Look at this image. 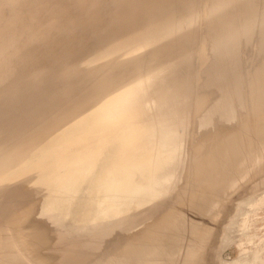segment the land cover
Segmentation results:
<instances>
[{
    "label": "bare ground",
    "instance_id": "obj_1",
    "mask_svg": "<svg viewBox=\"0 0 264 264\" xmlns=\"http://www.w3.org/2000/svg\"><path fill=\"white\" fill-rule=\"evenodd\" d=\"M45 1L46 0H5L6 4L5 6L3 5V8V3L0 4L2 8H0V91H5L0 93V195L6 188L9 190L8 187L15 182H26L29 183V185L33 184L39 189L48 191V197L44 204H42L39 213H42V211L51 212L57 209L53 208L52 204H54V202L52 200H58L59 198L65 199L56 196V194L72 195L76 193L81 183L88 178L94 190L95 187H100L102 191H104V198L107 204L109 203V205H107L108 209L106 208L107 211L104 209L106 212V214L104 213L105 217L99 214L101 216L95 217L86 232L83 233L84 235H81L83 236V241L86 240L84 237L87 238L88 236V242L90 244L94 242L97 243H94L93 246L98 245L99 250L105 238L113 231H132L138 229L145 220H149L164 199L169 185L174 182L172 180L174 177L172 174L174 173L173 164L177 165L178 154L173 153L168 158V163L157 166V169H154V172H152L148 167L147 159L144 157V152L147 151L150 145L147 143H139V140L147 137L149 133L148 129L154 128L158 131L157 120L155 118L158 117L161 121L159 106H161L162 99L170 98L175 100L183 97L184 91L181 85L183 77L182 74H178L176 71L179 69H181V71L187 69L190 65L191 58L184 59L182 62L178 60H173L170 63L161 61L164 66L153 65L151 69L148 67L142 72L135 71L130 74L128 80L125 83L123 82L122 85H113L104 89L100 94L90 93V95L87 96L82 85H84L86 81L91 82L93 85L95 76L93 81H91V79L95 73L91 72L92 65L90 68L91 74L81 76L78 74L80 65L78 63L67 64L65 58L66 55L68 56V53H70L69 47L77 44H79L77 53H82L83 61L92 62L96 57L94 46L96 31L92 25V19L94 17L91 15L92 10H90L91 6L89 4L91 0H57V2H59L57 4L55 2L56 0H53L55 2V7L58 8H54L57 13H55V10L52 12L53 14L55 13V17H53V14L51 16L52 18L47 17V19L51 18L50 20L46 19V15L49 16L47 13L52 11L51 8H49L50 6H48L50 10L47 9L48 12L46 14L43 13L47 6H45ZM47 1L50 2L51 0ZM95 1L96 0H94V2ZM110 1L111 0H98L95 2V5L97 7H105ZM156 1L158 0H150V2L153 3ZM1 2L2 1H0V3ZM131 4L136 5L138 3L132 2ZM80 5L83 6V12L79 16H75L76 14L73 13L72 10ZM139 7L140 6H136L134 8L137 9ZM239 8L244 11L249 9L246 3L242 4ZM43 15L45 17H43ZM45 19L47 21H45ZM213 20L217 21V18ZM72 26H74L73 29ZM227 27L231 28L232 38L233 36L238 37L239 33L237 31L240 30L239 26ZM76 29L80 30L77 31ZM108 37L110 38V33L107 34V41ZM40 41L42 42L41 45H50L52 47L50 49L52 50L53 60L60 62L56 64V67L55 65H50V68H54V71H50V68H47L49 64H46L47 62L44 64V62H42V56L40 57L37 53L36 56L41 58V63L34 67L35 69L37 68L35 72H39L35 74L38 76L34 77L33 68L27 60L28 56L23 55L21 52L25 46H31L29 43L36 42L38 45ZM231 41L233 42L234 40L232 39ZM259 46L257 54H264V43ZM40 47L43 46H38L37 49H41ZM48 49L49 48H47V52L49 51ZM31 51L34 52L35 50ZM26 52L24 54H26ZM29 52L30 51H28V53ZM31 59L33 58L31 57ZM45 60L48 61L47 59ZM50 62H52V60ZM33 64H35L34 61ZM263 68L264 60H262L256 68V71L260 73H252L255 74V85L252 87L254 95L248 100L246 99L253 114H257L253 121L250 122V118L247 115V117L241 121V124L239 123L240 125L237 128L228 129V127L225 129L217 125L218 123L228 124L235 120L238 110L244 108L245 100L243 105H236L237 107L232 106L231 113L229 115H224V117L227 118L223 121L221 120L223 116H220L218 119H209L203 125V127L212 128L209 129V131L206 130L209 133L201 139L203 142L200 144L198 151L195 152L196 157L194 161H191L193 163L189 171L190 176L193 178L192 180L195 182L196 188H198V192L194 196L196 202H198L194 203L198 210L206 211L212 208L216 202V198L211 199L212 193H219L225 187L231 184L233 185L237 173L244 175L243 173H246L245 171L249 168L248 166L251 165L250 167L252 168L264 157ZM240 69H242V67H240ZM31 74L34 78L31 77ZM68 76L73 77L65 82H71L69 88L64 91L62 89L60 90L56 85L63 83L62 79ZM89 76L90 78H88ZM29 85H31V89L35 91L36 96L39 98L40 103L37 105L33 103L29 104V101L26 99V87ZM9 87L10 89H8ZM6 90L8 91L7 93ZM12 92L16 93V99L9 100L8 96ZM143 99H146L147 104L139 106L140 101ZM186 102L187 101H185L182 106H184ZM188 104L189 103L186 105ZM147 106H150V109H144L141 113V110ZM182 106H177V108ZM228 111H230V109ZM13 112L15 113L13 114ZM144 118H148V120L143 122L142 127L140 126V121L144 120ZM149 118L154 119L151 120ZM14 119L16 120L13 121ZM204 119L205 117H200L198 123L202 122ZM255 122L259 123L257 131L258 136H261L262 139L261 148L256 152L253 151L254 148H252V145L246 146L243 144L246 143L247 140H250L248 134L252 130V126ZM179 125V123L170 125V129H176ZM228 126L232 125L229 124ZM165 129L166 128H164V130ZM176 131L177 130H174V134ZM166 132L167 133H162L160 135L159 140L164 143L165 146H172L176 142V137L170 131L167 130ZM56 136H59V142L48 145V142ZM110 146H112V148L107 152L104 158L105 161L98 164L101 156L104 157L105 150ZM35 149L40 150V152ZM33 151H38L40 153L38 158L34 161V158H29ZM188 151L189 150L185 152L188 153ZM248 155L252 156L247 157ZM192 157L190 156V160ZM178 159L180 160V158ZM152 165L155 166L154 163ZM186 171L187 169L185 172ZM169 178H171V180H167ZM89 180H87V182ZM121 193L125 194L124 197H126L127 201L128 198L130 199L129 203L131 200L135 201V204L131 201L133 205L141 202L147 203L148 200L151 201L148 210L143 212L140 209H135L138 211L140 210V213L137 214H127L123 211L122 213L119 207L118 212L120 213L116 210L112 211L113 209L110 210L112 203L114 205L115 199L120 197ZM121 199L123 200V198ZM126 199L124 198V200ZM118 201L116 200V202ZM208 201L210 202L208 203ZM57 202L60 203V201ZM121 202L122 201H120V204ZM118 203H116V206ZM125 204L126 203H124L123 206H125ZM137 206H139V204L134 206V208H137ZM57 207L59 208V206ZM128 208H126L125 211ZM131 208L133 207L131 206ZM128 210L132 209L129 208ZM13 211L14 213L22 212L20 214L23 216L24 213H30L31 207L22 206L15 208ZM102 211L100 210L101 213ZM55 214L56 213H54V215ZM50 215L54 216L50 213L49 217L48 215L47 217L51 218ZM7 216L6 218H8ZM167 217L158 223H154L153 221L152 224L147 225L141 232L139 231L140 233L137 237L135 236V239L133 238L121 247L118 246L116 248V243L113 240L111 245L115 246L116 249L114 255H111L112 253L110 254L109 248H105V250L97 255L95 260L90 264H166L162 256L169 254H167L168 249L165 248L164 244L174 248L180 242V239L177 238L180 227L177 224L176 218L171 219ZM210 217L208 216V221ZM53 218H55V221L56 217L54 216L52 219ZM212 219L213 218H211V220ZM8 220L9 219L6 221ZM198 222H201L200 219ZM211 222H213V220ZM145 225L146 224H144V226ZM5 227H7V225ZM5 227L3 226V228ZM7 230L8 229L5 228L4 232H0V264H40L33 260V257H35L34 255H38L37 253H32L35 252L36 248L33 249L32 246V248H28L30 249L28 250L24 248L25 244L20 246L23 242L19 239V236ZM59 230L61 231L62 229L59 228ZM193 232L195 233V231ZM59 233L60 232L57 234ZM62 234H60V236ZM65 235H62L63 237L61 236L63 241ZM195 235L197 234L195 233ZM40 236L37 237L39 241L41 237H43ZM117 236H119V234ZM127 236L128 235H126V238ZM72 238L71 241L73 240ZM196 238L197 237H195V239ZM59 239L60 240H57L56 238L57 244L62 243L61 238ZM78 239L79 240H76L80 241V238ZM187 240L186 238V241ZM66 241H64V247L68 245H66ZM88 242L86 240L84 244H81L83 245L81 247L87 249L88 247H86L85 244L89 245ZM74 244L73 250L75 251L76 249H74V247L77 243ZM180 244H183V241ZM69 245L72 246L70 242ZM76 247L78 246L76 245ZM67 248L66 251L68 250ZM95 248L97 247L95 246ZM80 249L82 250V248ZM91 249L95 251L94 247L91 248L90 246L89 253H91ZM176 249H178V247ZM182 249L183 248H181L180 251H182ZM31 250L32 252L30 255H33L32 257L25 253V251H29L30 253ZM63 251L65 252V248ZM83 251L84 249L82 253L81 251L80 253L79 251L77 252L79 253V260H81L80 254H83ZM86 252L88 253V249ZM195 253L194 248L190 247L185 257V264L197 263L199 255L195 258ZM61 254L62 253H60V257H66V255H68L62 254L61 256ZM75 254L74 252V258L77 255ZM71 256H73V252ZM64 259H66V261L63 262L67 263L68 259ZM43 260L46 259L42 257L41 263ZM60 261L62 260H59V262ZM68 261H71V258ZM159 261H163V263ZM43 263L48 264L46 261ZM72 263H74V261ZM244 263L245 261H243V264Z\"/></svg>",
    "mask_w": 264,
    "mask_h": 264
},
{
    "label": "rangeland",
    "instance_id": "obj_2",
    "mask_svg": "<svg viewBox=\"0 0 264 264\" xmlns=\"http://www.w3.org/2000/svg\"><path fill=\"white\" fill-rule=\"evenodd\" d=\"M0 1H2L0 4L3 3V8L6 2L5 0ZM51 1L50 2L53 3L55 0ZM97 1L98 0L95 2ZM50 2L47 0L45 1V6H47L43 13L46 14L48 12V6H50L49 8L52 10L47 13L49 16L46 15V19L47 17H51L53 14L52 12L58 8L55 7V2L56 4L59 3L57 0L53 3L54 5ZM95 2L91 0L89 4L91 6L90 10H92L91 15L94 17L92 19V25L96 31L94 37L96 57L92 62L83 61L82 53H77L79 49V44H77L69 47L70 53H68V56L66 55L65 58L67 64L78 63L80 65L78 74L81 76L90 75V68L92 65L91 72L95 74L91 81L94 80V76L95 81L93 85L91 82L87 81L82 85L87 96H89L90 93L100 94L104 89L113 85H122L123 82L125 83L128 80L130 74L135 71L142 72L148 67L151 69L153 65L164 66L161 61L170 63L173 60H178L182 62L184 59L191 58L190 68L188 67L183 71H181V69L176 71L178 74H182L183 77L181 81L184 91L183 97L175 100L170 98L162 99L161 106H159L161 121L158 117L155 118L157 120L158 131L154 128H147L149 131L147 137L139 140V143H147L150 145L147 151L144 152V157L147 159L148 167L152 172H154V169H157V166L168 163V158L173 153L178 154L179 157L177 156V161L179 163L177 162V165L173 164L174 173L172 174L174 177L172 180L174 182L172 181L173 183L169 185L168 191L166 192L167 196L165 195L158 209L151 215L149 220H145L138 229L132 231H113L105 238L99 250L98 245H95L97 248L93 246L95 242L91 244L88 242V236L87 238L84 237L89 244H85V246L88 247V253L85 247H81L83 246L81 244L86 242V240L83 241V236L81 235H84L83 233L86 232L95 217L101 215L105 217L104 213L106 214L105 210L107 211V205H109L104 198V191H102L100 187H95L94 190L88 178L81 183L82 187L80 185L76 193L72 195L56 194V196L65 199H55L56 202L52 200L54 202V204H52L53 208H57L58 210H55L57 212L42 211L43 214L45 213L44 215L39 212L41 211L42 204H44L48 197V191L39 189L33 184L29 185V183L26 182L13 183L8 187L9 190L6 188L0 195V221H4L0 222V232H4V229L7 228V231L19 236V239L22 240L23 243L20 246L25 244L24 248L28 249L32 248V246L33 249L36 248L35 252L31 250L30 253L29 251H25V253L27 255H30L31 252L33 254L37 253L39 256L35 254L33 260L40 264H44V261L48 264H90L95 260L97 255L105 250V248H109L110 254L112 253L111 255H114L116 252L115 246L117 248L118 246L121 247L125 245L133 238L135 239L147 225L152 224L153 221L154 223H158L168 216L167 218H176L177 224L180 227L177 237L180 239V242L175 246L176 248L178 247L179 251L175 247L171 248V246L164 244L165 248L169 250H167V254L169 255L162 256L166 264H185V257L190 247H193L196 252L195 258L199 255L197 258L198 264H243V261H245L244 264H264V157L252 168L250 167L251 165L248 166L249 168L245 171L246 173H243L244 175L237 173L233 185L231 184L225 187L219 193H212L211 196L213 198L211 197V199L216 198V202L212 208L206 211L198 210L194 204L198 203L194 197L198 192V188H196L195 182L189 174L193 163L191 161H194L196 157L195 152L198 151L200 144L203 142L201 139L209 133V129L212 128L203 127L204 123L209 119H218L220 116H223L221 119L223 121L227 118L224 117V115H229L231 113L232 106L243 105L246 99L248 100L254 95L252 87L255 85V74L252 73H260L256 71V68L261 61L264 60V54H257V50L260 47L259 45L264 43V0H158L154 3L150 2V0H111L105 7H97ZM132 2L138 4L132 5ZM244 3L249 7L246 11L239 8ZM136 6L140 7L135 9L134 7ZM72 12L76 14L75 16H79L83 12V6L80 5L75 7ZM55 13H57V11ZM55 13L53 17L56 16ZM43 17L45 16L43 15ZM214 18H217V21H214ZM46 19L45 21H47ZM236 25L240 27V30L237 31L239 35L238 37L233 36L232 38L231 28L227 26ZM73 27L74 26H72V29ZM108 33H110V38L108 37L107 41L106 37ZM232 39L234 40L233 42L231 41ZM29 44H31V46L27 44L28 46H25L24 49L26 51L29 49L28 51L30 52L28 53V51L26 52L23 49L21 53L28 56L27 60L30 63H27L31 64L34 77L38 76L35 74L39 72H35L37 68L35 69L34 67L41 63V56L42 62H44V64L46 62V64H49L47 65L48 69L50 65H55L56 67V64L60 62L53 60L52 50L50 49L52 47L50 45H41V41L38 45L36 42ZM38 46L43 47H40L41 49L38 50ZM46 47L49 48L48 52ZM31 50L35 51L33 52ZM25 52L26 54H24ZM37 53L40 57L36 56ZM44 55L46 58L44 57L43 59ZM31 57L34 60L31 59ZM51 60L52 62H50ZM33 61L35 64H33ZM240 67H242V69H240ZM53 69L54 68H50V71H54ZM31 77L34 78L32 74ZM69 78L73 77L68 76L63 78L62 82L64 84L61 83L56 86L63 91L69 88L71 82L65 83ZM88 78H90V76ZM8 89H10V87ZM7 90L6 93L8 92ZM2 91L5 92L1 90L0 93H2ZM26 92V99L29 101V104L33 103L37 105L40 103L35 91L31 89V85L26 87ZM8 99H16V93L12 92L8 96ZM247 100L244 104V108L238 110L236 121L233 120L228 124L218 123L217 125L225 129L228 127V129H234L241 124V121L246 118L247 115L250 118V122L253 121L257 114H253L251 108L247 104ZM185 101H187L186 104H189H184V106H182ZM144 104H147L146 99L141 100L139 106ZM177 106H182L183 108H177ZM144 109H150V106L144 107L141 113ZM229 109L230 111H228ZM14 113L15 112H13V114ZM200 117H205V119L198 123ZM149 119L152 120L154 118ZM15 120L16 119L13 121ZM145 120H148V118L141 120L140 126L143 127V122ZM178 123L180 125L177 126L176 129H170V125ZM229 124L232 126H228ZM252 127V130L248 134L250 140H247V142L243 144L246 146L252 145V148H254L253 151L256 152L262 145L261 136H258L257 131L259 123L255 122ZM164 128L166 129L164 130ZM167 130L173 134L174 130H177L174 134L176 142L172 146H165L164 143L159 140L160 135L162 133H167ZM58 142L59 136H56L48 142V145ZM111 148L112 146L105 150V155L104 157L101 156V161L99 160L98 164L105 161L104 158ZM187 150H189V155L186 153ZM38 151L40 152V150ZM38 151H33L34 153L31 152L32 154L29 158H34L33 161L37 159L40 155ZM190 156L194 157L190 160ZM251 156L252 155H248L247 157ZM178 158H180V160ZM153 163L155 166L152 165ZM185 168L187 169V173L185 172ZM87 180L89 181L87 182ZM167 180H171V178ZM124 196L125 194L121 193L120 197L114 198L115 201L113 199L115 207L117 209L119 207L121 212L137 214L140 213V210L143 212L148 210L151 201L148 200L147 203L141 202L143 204L138 203L140 207L142 206V209L139 206L134 208V206L138 204L136 203V205H133L135 204L133 200H131L133 204L131 201L129 203L130 199L128 198L127 201ZM166 197L169 200H167ZM121 198H123V200L125 198L126 200L123 201ZM116 200H119V203L116 202ZM57 201H60V203ZM120 201H122V205ZM209 202L210 201H208V203ZM116 203H118L117 206ZM124 203L127 205L125 204V206H123ZM114 205L112 203V208L110 207V210L113 209L112 211L116 210L118 212L119 209L117 210ZM22 206L31 207L30 213H24L23 216L20 214L22 212L14 213L13 210L15 208ZM57 206H59V208ZM127 206L132 210H128L129 208ZM131 206L134 209L131 208ZM126 208H128L127 210L129 212L127 210L125 211ZM135 209L140 210L138 211ZM100 210H103L102 213ZM50 213L53 215L54 213L57 214V216L56 214L54 215L56 217V222L54 221L55 218L52 219L54 216L50 215L51 218H48ZM6 216L8 218H6ZM208 216H211L209 221ZM211 218H213V222H211ZM7 219L9 220L6 221ZM199 219L201 222H198ZM144 224L146 225L144 226ZM6 225L7 227H5ZM3 226L5 228H3ZM59 228L66 233L62 230L60 231ZM56 231L60 233L57 234ZM193 231H195L197 235H195ZM60 234H66L64 237L68 242L65 239L64 241H66V245H69L70 242L72 246L67 245L64 247L65 242L63 241V236L61 235V237ZM118 234L119 236H117ZM126 235H128L127 238ZM191 235L193 236L190 237ZM38 236L41 237L40 241L37 239ZM77 237L80 238V241H77L79 240ZM195 237H197L196 239L198 240H196ZM56 238L57 240L61 238L62 243H58V245L56 243ZM71 238L77 240L71 241ZM186 238L188 239L187 241ZM113 240L116 243L115 246L111 245ZM182 241L183 244H180ZM74 243H77L76 245L78 247H76ZM192 243L194 244L190 246ZM73 244L76 247H74V249L77 251L73 250ZM79 245L82 250L84 249L83 254L85 256L87 255L85 257L83 254H80L81 260L78 259L80 251L82 253ZM90 246L91 248L94 247L95 251L91 249V253H89ZM64 248L67 253L63 251ZM66 248L68 249L67 251ZM181 248H183L182 251H180ZM78 251L79 253H77ZM72 252L73 256H71ZM74 252L78 255L77 257L75 254V258L79 261H75ZM60 253L68 255L64 257L61 254L63 257L62 259ZM30 256L32 257L33 255ZM68 256L74 263L68 261L70 260ZM40 257L46 260H43L41 263ZM64 258H69L67 263L63 262L66 261ZM58 259L62 260L60 261L61 263ZM159 262L163 263V261Z\"/></svg>",
    "mask_w": 264,
    "mask_h": 264
}]
</instances>
